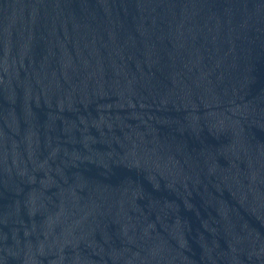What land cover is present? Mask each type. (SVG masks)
Masks as SVG:
<instances>
[{"label":"water","instance_id":"1","mask_svg":"<svg viewBox=\"0 0 264 264\" xmlns=\"http://www.w3.org/2000/svg\"><path fill=\"white\" fill-rule=\"evenodd\" d=\"M0 264H264V0H0Z\"/></svg>","mask_w":264,"mask_h":264}]
</instances>
